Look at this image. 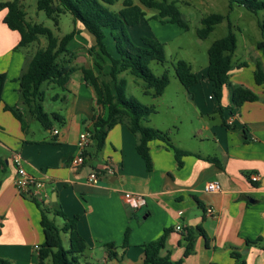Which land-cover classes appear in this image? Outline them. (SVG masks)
Wrapping results in <instances>:
<instances>
[{"label": "crops", "instance_id": "crops-1", "mask_svg": "<svg viewBox=\"0 0 264 264\" xmlns=\"http://www.w3.org/2000/svg\"><path fill=\"white\" fill-rule=\"evenodd\" d=\"M5 13L6 9H0V72L6 74L0 96V159L5 164L0 169V257L11 264H39L38 249L34 246L44 241L40 225L42 207L49 215L56 210L63 211L68 218L78 214L76 227L87 243L86 252L99 250L100 264H141L143 245L157 239L166 228L170 231L161 252L168 251L172 262L182 259L181 264H235L236 257L231 253L243 251L245 264H264V84L256 85L253 70L245 76V66L234 64L230 85L223 89L221 108L216 100L203 102L197 90L192 93L200 116L218 112L221 120L231 119V123L228 128L222 122L208 125L198 119L189 130L193 135L192 147L174 143L191 152L182 157L181 167L169 147L152 141V167L147 170L135 149L136 136L122 123L108 131L99 151L92 152L93 143L88 144L84 150L92 155L74 166L71 159L78 152L80 134L92 124L95 114H105L81 72L82 67L96 68L94 55L86 54L94 38L80 22L74 23L78 33L68 48L74 47L76 51L71 64L78 69L70 74L61 94L50 96L59 104L48 111L60 113L63 122L46 129L30 120L24 131L4 105L18 104V76L31 53L27 47L14 49L20 34L8 28L3 20ZM257 41L252 43L254 49ZM255 54L260 57L259 52ZM205 80L207 90L213 93V82ZM198 82L186 89L192 90ZM237 83L251 88L260 98L233 106L231 85ZM210 96L207 97H214ZM206 142L212 145L209 151H204ZM13 153L22 157L26 172L41 182L39 191L47 198L40 205L17 193ZM196 154L216 157L221 167ZM106 164L112 166V173L89 182V173L101 171ZM252 175L258 179L252 181ZM208 181H218L220 189L204 191ZM124 192L142 194L146 205L130 209ZM177 225L180 230H176ZM198 225L203 228L204 237L198 234L194 250L184 257L182 233L186 227ZM126 228H129L128 244L121 248ZM256 238H261V242L246 243ZM109 243L115 244L112 250L117 257L109 255L105 248ZM44 264H51L50 258Z\"/></svg>", "mask_w": 264, "mask_h": 264}, {"label": "trees", "instance_id": "trees-1", "mask_svg": "<svg viewBox=\"0 0 264 264\" xmlns=\"http://www.w3.org/2000/svg\"><path fill=\"white\" fill-rule=\"evenodd\" d=\"M117 0H37V9L43 10L46 16L51 19L54 26L59 25L61 13L69 12L73 22H80L86 31L94 38V44L89 48V53L93 54L95 69L81 68L83 78L90 84L94 91L96 104L105 109V114H95L92 117L91 139L93 151L102 149L108 131L116 124H125L136 136L135 149L145 163L146 169L152 167L150 154V143L159 141L164 143L173 151L178 167L183 164L182 157L191 154L190 151L176 146L169 137L167 131L143 124L144 118L156 113L153 104H145L135 97L125 96L126 80L118 75L128 71L131 75L142 79L145 82L146 94H151L154 98L161 96L170 79L165 71L161 75H156L149 67L151 61L163 63L165 52L163 43L159 40L143 37L142 45L134 44L125 33V27L135 26L144 18L145 11L142 6L154 9L156 14L152 17H159L161 23H173L180 29H188L187 22L183 19L181 11L175 0H123L122 7L117 11L109 8ZM231 8L233 5H240L251 12L264 10V0H228ZM0 9H6L4 22L11 30H16L20 34V40L14 47L15 50L28 47L38 41L40 37H45L46 45L39 47L29 57L18 76V104L4 105V109L9 111L21 124L25 131L30 120L38 121L43 128H52L54 123H62L63 117L56 111L48 112L43 107L44 90L42 85L55 84L61 88L67 83L69 76L78 69L71 64L76 58V52L68 48V43L75 36L77 31L73 28L70 32L58 38L51 28L39 23H32L26 20V13L21 4V0H0ZM225 15L220 13H210L200 19L201 27L197 28L196 34L199 38H206L214 29L215 25L221 23ZM262 31L263 38L255 43L260 57L255 60L253 77L256 85L264 84V22L258 23ZM106 32L115 46L116 56L111 57L104 44ZM237 47V38L232 30V25H228L227 33L215 39L207 50L208 64L205 77L214 84L213 95L219 107L225 86L230 85V71L232 56ZM102 55H108L110 65L108 73L102 72L100 60ZM98 59V60H97ZM242 65H244L242 63ZM175 74L180 83L188 88L198 82L199 77L192 71L190 63L183 59L177 60L174 66ZM6 74L0 72V96L4 87ZM257 92L244 84L231 85V103L233 106H241L245 102L258 100ZM223 125L230 128L227 121L222 120ZM83 157L91 156L90 151L84 150ZM198 157L210 161L221 167L219 160L214 156ZM5 164L0 159V169L3 170ZM100 170H96L99 172ZM36 204L40 203L31 199ZM40 225L42 228L44 241L38 249L39 264H44L46 258H50L51 264H79V259L88 249L87 243L79 234L76 224L79 219L78 214L68 218L61 210L53 212L63 218V224L57 226L53 219L49 218V213L45 208H40ZM170 229L166 228L155 240L146 242L143 245V261L141 264H181L182 259L172 262L170 253L162 254L165 247L166 238ZM60 232L68 234V247H64ZM129 228L125 229L121 248L128 244ZM200 234L204 237V230L201 226L186 227L182 233L185 242L183 256H187L194 250V241ZM206 238V237H205ZM207 240V239H206ZM261 238L254 241L247 240L248 245L258 244ZM115 244H105V248L112 257L118 254L112 249ZM238 258V253H231ZM0 264H11L8 259L0 257ZM215 264V263H211Z\"/></svg>", "mask_w": 264, "mask_h": 264}, {"label": "rangeland", "instance_id": "rangeland-1", "mask_svg": "<svg viewBox=\"0 0 264 264\" xmlns=\"http://www.w3.org/2000/svg\"><path fill=\"white\" fill-rule=\"evenodd\" d=\"M179 10L181 11L183 19L187 22L188 29L182 30L173 23H161L160 18H153L156 14L154 9L144 7V18L140 20L135 26L125 27V33L130 40L136 45H142L141 38H151L159 40L163 43L165 52V61L163 63L158 61H151L149 67L156 75H161L165 71L168 73L170 82L165 89V92L160 97L154 98L151 94H146L145 82L131 75L128 71H124L118 75L119 78L126 80L125 96L135 97L145 104H153L157 110L156 113L147 115L143 124L147 126H158L162 131L169 132L171 141L183 143L188 147H192L193 135L189 130L194 124L201 123L213 125L221 123V116L218 112L212 114H204L200 116L192 98V93L197 90L200 99L207 102H215V98L209 99L208 94L213 96V93L207 90L208 81L205 80L206 68L208 64L207 50L211 43L228 31V25H232V30L237 38V47L232 56V64L243 63L245 66L244 74L252 73L254 69L255 60L261 58L257 57L255 52H258L252 43L255 40L263 38L262 31L258 23L264 22V10L251 12L240 5H233L231 8L228 5V0H175ZM134 3H139L138 0H133ZM21 4L26 13V20L32 23H39L52 29L54 34L60 38L62 35L70 32L73 28L77 31L73 18L69 12L61 13L59 16V25L54 26V23L49 19L43 10L37 9V0H21ZM123 5V0H117L109 8L117 12ZM210 13H220L225 15V19L215 25L212 32L206 38H199L196 34L197 28L201 27L200 19ZM78 33V31H77ZM104 44L107 52L111 57L116 56L115 46L110 37L109 32H106ZM46 45L45 37H40L38 41L30 44L27 50L32 55L39 47ZM255 46V45H254ZM249 48V49H248ZM74 51V47L70 49ZM251 51V52H250ZM255 51V52H254ZM76 52V51H75ZM89 55V48L86 50ZM95 57V56H94ZM183 59L190 63L192 71L199 77V82L195 87L188 91L179 81L175 74L174 66L177 60ZM98 60V59H97ZM102 72L108 73L110 58L108 55H102L100 60ZM247 65V66H246ZM96 69V68H95ZM98 71L97 69L95 70ZM204 75V78L202 77ZM252 75V74H251ZM234 77L233 79H237ZM44 83L42 89L44 90L43 107L46 111L54 109L58 100L50 98L54 93H62L61 87ZM197 92L195 95H197ZM171 105L174 107L171 108ZM199 116V117H198ZM224 117V115H223ZM221 120V121H220ZM39 125L38 121H35ZM200 122V121H199ZM212 140V139H211ZM211 143L206 142L204 151L211 150ZM210 153V152H209ZM54 223L59 227L63 224V218L59 215H49ZM60 237L64 247H68V234L60 232ZM238 252V258H235V264H245L244 254ZM101 252L93 250L92 252H85L80 258L81 264L89 261L91 264L98 263L101 259Z\"/></svg>", "mask_w": 264, "mask_h": 264}, {"label": "built area", "instance_id": "built-area-1", "mask_svg": "<svg viewBox=\"0 0 264 264\" xmlns=\"http://www.w3.org/2000/svg\"><path fill=\"white\" fill-rule=\"evenodd\" d=\"M212 97V96H210ZM228 124L231 123V119L227 121ZM91 125L83 130L80 134V137L77 142L78 152L71 159V164L74 166L84 163V157L82 155L85 147L92 142L91 139ZM56 130L54 131V133ZM11 161L15 167V177L14 185L16 191L19 195L25 196L27 198L33 199L38 203H43L47 198L46 195L42 194L39 189L41 187V182L34 178L26 172L22 165V157L18 153H13L11 156ZM113 168L111 165L106 164L99 172L91 171L88 175V181L94 182L100 175L111 174ZM258 179L257 175H252L251 180L255 181ZM206 192H215L220 189L218 181H208L204 184L203 187ZM124 200L128 207L132 210H137L146 205V199L142 194L133 193V192H124ZM210 212V210H208ZM176 230H180V226H176ZM34 248L39 249L38 245H35Z\"/></svg>", "mask_w": 264, "mask_h": 264}]
</instances>
